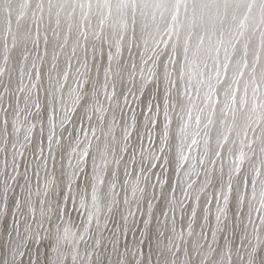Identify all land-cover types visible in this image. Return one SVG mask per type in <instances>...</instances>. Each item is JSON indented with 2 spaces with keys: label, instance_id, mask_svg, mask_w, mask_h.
Returning <instances> with one entry per match:
<instances>
[{
  "label": "snow or ice",
  "instance_id": "snow-or-ice-1",
  "mask_svg": "<svg viewBox=\"0 0 264 264\" xmlns=\"http://www.w3.org/2000/svg\"><path fill=\"white\" fill-rule=\"evenodd\" d=\"M0 24V264H264V0H0Z\"/></svg>",
  "mask_w": 264,
  "mask_h": 264
},
{
  "label": "bare ground",
  "instance_id": "bare-ground-1",
  "mask_svg": "<svg viewBox=\"0 0 264 264\" xmlns=\"http://www.w3.org/2000/svg\"><path fill=\"white\" fill-rule=\"evenodd\" d=\"M46 21H47V13H45V22ZM12 27H13V32H15V27H16L15 26V17H13V26ZM2 29H3V25L0 24V50H2V40H3ZM43 31H44V28L42 26V28H41V33L42 34H43ZM64 31L66 32V27H65ZM48 35H49L50 41L54 39L50 29L48 31ZM81 43H83V41H81ZM9 44H11V37H9ZM71 44H72V41L69 40V47L65 49V51L68 52L69 55H70ZM29 47H31V45H29ZM43 48H44L43 40H41V53L43 52ZM57 51L59 52V49ZM51 52H52V49H51V46H50L49 47V55L47 57H45V64H47L51 60ZM77 52L79 54V49H77ZM30 60H31V57H30ZM30 60H29V63H30ZM0 62H2V58H0ZM59 62H60L61 68H63L64 67V62H65V56H64L63 53L60 54V61ZM72 64H73V69L72 70L74 71L75 67L77 66L75 59H73ZM14 68L16 69V71L13 72V77H14L15 80H18L19 79V75H18L19 64H15ZM5 79H6V77H5ZM139 81H140V78H139V76H137V79H136L137 86L139 85ZM69 82H71V79H70ZM24 83L25 84L29 83L27 77L24 78ZM151 87L152 86L149 85L148 89L145 90V95L143 97L133 98V96H131V95H129V97H128V104L131 106V109H136L138 114L140 112V107H138V105L140 104V101H146V100L149 99L148 93L151 90ZM162 88H163V83H161V89ZM2 90H3L2 87H0V91H2ZM20 95L22 97L24 94H20ZM137 96H138V94H137ZM120 103L123 106V100L122 99H121ZM141 107H142V105H141ZM131 109L125 108V113H126L125 120H127L128 116L131 115ZM173 115H174V118H175V114H173ZM118 118H119V113H118ZM138 118H139V116H138ZM161 119H162V115H161ZM173 127H175V124L173 125ZM116 134L119 137V135H120L119 127H117V129H116ZM89 136L91 137V134H89ZM230 138L234 139L235 137L232 136ZM93 145H95V141L94 140H93ZM211 146L215 147V129L212 130ZM193 154H195V151L193 152ZM4 159H5L4 153L2 151H0V179H2L6 175V172H5V169H4ZM137 159H139V156H137ZM225 159H227V153L226 152H225ZM89 164H90V162H89ZM245 167H247V165H245ZM8 171L9 172L11 171V155H10V152H9V155H8ZM21 171H23V168H21ZM29 175H31V172L29 173ZM41 177H43V172L42 171H41ZM172 180H173V182H175V177L174 176L172 177ZM177 195H179V192L177 193ZM193 195H195V193H193ZM210 195H211V190H209V196ZM203 202L204 201H203V196H202L201 205H203ZM188 203H189V208H190L192 206V203L191 202H188ZM71 207H72V205H71V203H69L68 212H69V209ZM209 207L211 208V211L214 213L215 204L213 203ZM155 211H156V215L159 216L160 215L159 208H157ZM197 211H198L197 222L194 225V228L198 232L199 231V225L201 223V218H200V210L198 209ZM13 212H15L14 208L10 209L9 212L5 216L0 217V226H2V228H3L2 232L0 233V242H3L5 240H7V233L12 230V224H13L12 216H13ZM73 213H74V211H73ZM78 213L81 214V212H78ZM78 213H76V214H78ZM69 214L72 217L73 221H75L74 220L75 218H73L71 212H69ZM177 216L179 217V210H177ZM79 217H80V215H79ZM80 218H82L80 220L83 221V219H84L83 215ZM80 220H78V221H80ZM212 220H213V217L210 216L209 217V221L212 222ZM81 221L80 222H76L75 221V222L77 224H80ZM178 224H179V220H178ZM186 226H187V215H185V220H184L185 229H186ZM109 229H112V225L111 224H109ZM116 231L119 232V228H117ZM104 235H105V237H107L109 235V232H105ZM184 238H185V240L188 239L186 231H185V237ZM121 239L123 240L125 238L121 237ZM131 239H132V236H131V233H129L128 236H127V240H128L129 243H131Z\"/></svg>",
  "mask_w": 264,
  "mask_h": 264
},
{
  "label": "rangeland",
  "instance_id": "rangeland-1",
  "mask_svg": "<svg viewBox=\"0 0 264 264\" xmlns=\"http://www.w3.org/2000/svg\"><path fill=\"white\" fill-rule=\"evenodd\" d=\"M75 209V210H74ZM74 211V213H73V211ZM77 209L76 208H73V207H71L70 209H69V212H71V214H72V216H73V218H75L74 220L76 221V222H80L81 220L80 219H82V218H80V217H82V215H83V213L81 212V214L80 213H78V212H80L79 210L77 211ZM76 213H78V214H76ZM74 214V215H73ZM79 215H80V217H79ZM77 218H76V217ZM80 220V221H78V220ZM2 230H3V228H2V226H0V233L2 232Z\"/></svg>",
  "mask_w": 264,
  "mask_h": 264
}]
</instances>
